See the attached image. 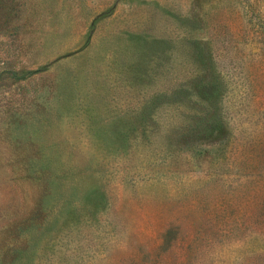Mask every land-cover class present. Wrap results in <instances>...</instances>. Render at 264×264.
Returning a JSON list of instances; mask_svg holds the SVG:
<instances>
[{"label": "rangeland", "instance_id": "374dc122", "mask_svg": "<svg viewBox=\"0 0 264 264\" xmlns=\"http://www.w3.org/2000/svg\"><path fill=\"white\" fill-rule=\"evenodd\" d=\"M0 264H264V0H0Z\"/></svg>", "mask_w": 264, "mask_h": 264}]
</instances>
